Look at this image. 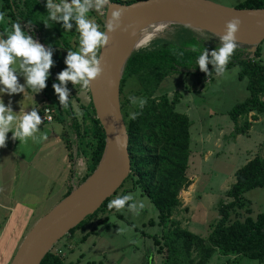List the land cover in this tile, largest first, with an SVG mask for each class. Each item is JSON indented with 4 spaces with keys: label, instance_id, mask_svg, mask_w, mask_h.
<instances>
[{
    "label": "trees",
    "instance_id": "1",
    "mask_svg": "<svg viewBox=\"0 0 264 264\" xmlns=\"http://www.w3.org/2000/svg\"><path fill=\"white\" fill-rule=\"evenodd\" d=\"M140 0H111V3L131 4ZM44 0H0V12L9 18V24H0V33L10 30V23L19 21L21 29L27 30V21L32 23L29 27L34 38L41 43H50L53 46L52 59L54 67L50 68V76L46 84L51 85L55 73L64 67L62 61L66 54L65 48L75 49L78 42H71L69 37L76 33H64L59 23L50 28H45L38 21L46 16L43 7ZM235 9L257 10L264 9V0H245L236 5ZM92 15L91 13L89 14ZM93 15L94 12H93ZM101 25L97 17H93ZM175 31L172 39L163 43L153 41L147 47L134 51L126 61L119 85L120 110L128 137L127 152L130 161V172L120 188L92 215L87 216L75 228L69 231V237L76 231H85L90 221H95V226H104L107 223L108 202L115 198L123 189L126 182L131 184V189L137 190L140 195L149 199L157 211L156 220H149L151 226L166 227L160 235L152 237L157 254H163V264H207L214 253L222 256L246 258L264 264V213H259L255 218L246 216L243 220H230L231 214L238 215L237 211L244 210L248 215L250 210L243 194L256 189L264 188V147L260 155L254 156L242 167L234 172V182L225 193L229 202L221 204L218 208V220L210 227L206 238L199 237L185 229H181L171 219L173 212L180 206L178 194L191 185L187 177L188 158L190 155V121L186 114L175 110L180 95L175 92L172 97L166 94L154 95L161 81L173 74L195 73L204 79L205 76L195 64L200 47L211 50L218 46V38L205 33L196 32L182 26H171ZM264 42V41H263ZM195 46L196 50L193 51ZM260 46V45H259ZM257 46L253 56L249 57L247 48L238 46L230 58L226 69L237 66L238 79L246 80L248 97L235 105L229 112L230 120L235 124L234 132L238 135L245 134L250 127L246 120L238 126L240 119H245L249 113L261 114L264 111V64L261 62V49ZM211 72L212 66H206ZM129 80L138 86L136 92L130 95L143 97L146 103L143 109H138L122 98V92ZM68 95L71 99L79 100L76 91L82 92L79 85H70L65 82ZM129 95V96H130ZM59 114L67 123L64 145L71 151L75 146L77 155H82L87 171L80 181L70 188L67 196L74 188L80 185L96 168L104 146V134L95 117L92 104L82 108L81 121L78 122L72 110L71 103L68 108L60 109L56 101ZM139 111L135 120L128 118V113ZM72 154V153H71ZM70 154V155H71ZM69 155V157H71ZM72 159V158H71ZM123 194V192H122ZM121 194V195H122ZM100 214L103 217L97 219ZM118 218L122 219L118 215ZM1 228V225H0ZM94 225L84 234L80 241L84 242L90 234H94ZM40 264H65L64 258L52 249L44 256Z\"/></svg>",
    "mask_w": 264,
    "mask_h": 264
},
{
    "label": "rangeland",
    "instance_id": "2",
    "mask_svg": "<svg viewBox=\"0 0 264 264\" xmlns=\"http://www.w3.org/2000/svg\"><path fill=\"white\" fill-rule=\"evenodd\" d=\"M206 1L226 8H234L245 0ZM73 30L70 29L69 31ZM175 31L171 26L162 31H149V33L154 32L153 37L143 47H147L156 40H159V43L169 41L172 39V35H175ZM69 40L73 42L75 37L71 36ZM259 47L261 49V62L264 64V42ZM18 82L23 83L22 78L18 77ZM73 90L76 92L75 98L79 102L73 98L70 103L78 122H80L82 115L77 113H82V108L79 104L87 105L89 94L86 90L83 92ZM137 90L138 86L135 82L129 80L123 89L122 98L128 97L131 92ZM175 92L180 95L175 110L186 114L190 121V155L186 173L191 185L179 192L180 206L173 212L171 219L181 229L206 238L210 232V227L219 218L218 208L221 204L229 202L225 193L234 182V172L254 156L263 152L264 111L261 114L249 113L245 119L238 121V126L246 120L251 124L245 134L238 135L234 132L235 124L230 120L228 112L248 97L246 80L238 79L237 66L226 69L222 76L212 74L207 79L195 73L170 75L161 81L154 95L166 94L171 98ZM11 99L19 101L18 99H21L20 94H13ZM32 148L33 145L30 140L23 144L16 141L15 152L6 150L0 156V161L4 166V168L0 167V189L9 192V198L14 193L15 199H21V193L26 192L29 188L25 175L16 184V189L13 191L18 176L23 171L25 173L18 155L23 158L29 157ZM67 151L69 158V155L76 151L75 146L72 147L71 151ZM70 158L69 160H72ZM10 162H12L11 165ZM43 191L41 185L38 184L35 193L40 194ZM122 192L123 194L131 193L134 199L143 202L144 207L139 211V214L133 215L126 209L120 211L114 209L111 213H107L106 228L95 226L96 223L93 220L86 225L85 231L76 230L70 237L69 234L64 236L53 246L52 250L59 251L63 255L65 264H163V254L156 253L157 247L154 246L152 237L155 235L160 237L166 227L149 224V220H156V209L148 198L140 195L137 190L131 189L129 182L124 183L123 189L116 196L121 195ZM59 198L60 196L45 205L38 206L40 208L29 207L27 203H22L21 207L33 210L35 218H40L55 205H52V202ZM243 198L248 202L250 213L247 215L244 210L237 211V216L231 214V221L236 218L243 220L246 216L255 218L257 214L264 213V188L250 190L243 194ZM14 205L15 202L10 199L4 200L0 197V233L4 227H7V232H10L9 235L18 229V224H15L16 215L10 217V221L7 223L10 210ZM118 215L122 219L118 218ZM103 216L104 214H100L97 219ZM30 225L31 222L24 229ZM93 225L95 227L93 229V231L95 230L94 234H90L84 242H81L80 238ZM207 264L258 263L233 255L222 256L214 253Z\"/></svg>",
    "mask_w": 264,
    "mask_h": 264
},
{
    "label": "water",
    "instance_id": "3",
    "mask_svg": "<svg viewBox=\"0 0 264 264\" xmlns=\"http://www.w3.org/2000/svg\"><path fill=\"white\" fill-rule=\"evenodd\" d=\"M107 7L109 12L122 8L121 27L127 26V30L118 28L107 34L108 41L100 51L102 71L87 89L104 134L101 157L80 185L32 225L9 264H40L59 240L97 211L128 177V137L120 110L119 85L127 59L145 46L136 48L142 33L156 31L158 26H182L218 38L215 34H223L225 22L238 17L235 39L238 46L247 48L249 57L264 41V9L226 8L206 0H140L128 5L110 3Z\"/></svg>",
    "mask_w": 264,
    "mask_h": 264
},
{
    "label": "clouds",
    "instance_id": "4",
    "mask_svg": "<svg viewBox=\"0 0 264 264\" xmlns=\"http://www.w3.org/2000/svg\"><path fill=\"white\" fill-rule=\"evenodd\" d=\"M110 3L111 0H44L43 7L47 14L38 21L45 28L59 23L64 33L74 31L78 42L76 50L65 48L66 54L62 61L64 67L55 73L51 83L60 109H66L70 105L65 82L79 85L81 89H90V82L102 71L100 51L108 41L107 34L118 28L121 31L127 30V26L121 27L122 8H113L109 12L107 6ZM93 12L97 15H93ZM97 16L102 19V27L93 18ZM239 23L238 17L225 22L223 34H215L219 41L216 48L208 50L200 47L195 64L205 76L209 73L216 76L224 74L226 65L238 47L234 34ZM0 24H9V18L4 12H0ZM31 24L27 21V30H22L19 21H13L9 25L10 30L0 33V148L5 146L6 139L21 144L29 140L38 143L47 139L45 132L38 131L42 119L36 106H31L28 111H25L27 105L22 109L19 106L18 111L12 110L11 96L16 93L23 95L26 90H30L33 99L34 94L46 87V80L51 75L49 70L55 63L52 59L53 46L41 43L33 34H29ZM70 29L74 30L69 32ZM195 50L194 46L193 51ZM207 65L212 66L211 72ZM18 77L22 78L23 83L18 82ZM5 95L9 97L7 102L3 99ZM128 101L138 109H143L146 103L143 97L132 95L128 96ZM77 114L82 115L80 112ZM139 114V111L129 112L128 118L135 120ZM9 132L11 136L6 137ZM143 207V202L134 199L131 193L118 195L107 204L108 209H126L133 215H138Z\"/></svg>",
    "mask_w": 264,
    "mask_h": 264
},
{
    "label": "crops",
    "instance_id": "5",
    "mask_svg": "<svg viewBox=\"0 0 264 264\" xmlns=\"http://www.w3.org/2000/svg\"><path fill=\"white\" fill-rule=\"evenodd\" d=\"M19 94L21 98L18 99L19 101H13V99H11L13 102V111H18V106L22 109L26 105L25 111H28L31 106H36L40 111L43 106L47 105L54 110L55 117L52 123H41V125H38V131L45 132L47 139L38 143H33L30 140L33 148L29 157L23 158L21 155H18V159H21L20 161L22 162L21 164H23L22 166L25 169V173L23 171L21 175L18 176L13 191L16 189V184H18L25 175L28 180V190L21 193V199H15L14 193L11 195V198H9V192L0 189L1 198L4 200L10 199L12 202H15V205L12 206L10 210L11 212L7 223L10 221V217L16 215L15 224H18V229L10 235V232H7V227H4L0 233V264L10 263L28 228L39 219V217L35 218L33 210L21 207L22 203H27L29 207L35 206L36 208H40L38 206L45 205L49 201L60 196L59 199L52 202V205H56L65 197L67 191L80 181L87 171L85 160L81 155H77V153L73 151L72 160H69L70 157L68 158V151L64 145L66 138L65 134L68 133L67 125L65 124L68 122H66L63 117H56L59 112L55 105L57 100L52 92L51 85L46 84V87L40 93L34 94L33 99L30 90H26L23 95L21 93ZM3 99L7 102L9 98L5 95ZM82 106L85 105L82 104ZM10 136V132L6 134V137ZM15 146V140L6 139L5 146L0 148V156H2L6 150L15 152ZM11 164L12 162H10V165ZM0 167L4 168L2 161H0ZM38 184L41 185L44 190L43 193H35ZM30 222L31 225L27 229H24Z\"/></svg>",
    "mask_w": 264,
    "mask_h": 264
},
{
    "label": "built area",
    "instance_id": "6",
    "mask_svg": "<svg viewBox=\"0 0 264 264\" xmlns=\"http://www.w3.org/2000/svg\"><path fill=\"white\" fill-rule=\"evenodd\" d=\"M39 115L41 116L42 123H52L54 121L55 112L52 108L46 105L40 109ZM56 252L63 257L59 251Z\"/></svg>",
    "mask_w": 264,
    "mask_h": 264
},
{
    "label": "bare ground",
    "instance_id": "7",
    "mask_svg": "<svg viewBox=\"0 0 264 264\" xmlns=\"http://www.w3.org/2000/svg\"><path fill=\"white\" fill-rule=\"evenodd\" d=\"M156 29H157L156 31H162V30H164V28L161 27V26H158ZM156 31H154V32H156ZM153 34H154V33H149V32H144V33H142V34L140 35L141 38H139L138 41H137V47H136V48L138 49V48H140L141 46H143V45H145L146 43H148V42L152 39ZM146 37L148 38L147 40L145 39ZM141 48H142V47H141Z\"/></svg>",
    "mask_w": 264,
    "mask_h": 264
}]
</instances>
